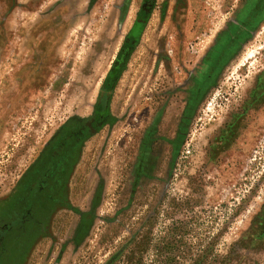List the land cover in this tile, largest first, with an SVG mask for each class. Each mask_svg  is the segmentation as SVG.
I'll return each mask as SVG.
<instances>
[{"label":"rangeland","instance_id":"1","mask_svg":"<svg viewBox=\"0 0 264 264\" xmlns=\"http://www.w3.org/2000/svg\"><path fill=\"white\" fill-rule=\"evenodd\" d=\"M261 1L0 0V264H264ZM104 102L17 226L42 150Z\"/></svg>","mask_w":264,"mask_h":264},{"label":"flooded vegetation","instance_id":"2","mask_svg":"<svg viewBox=\"0 0 264 264\" xmlns=\"http://www.w3.org/2000/svg\"><path fill=\"white\" fill-rule=\"evenodd\" d=\"M153 0H146L147 6L152 4ZM257 10L252 9L247 15L244 26H248L251 20L255 18ZM143 23V22H142ZM141 23V24H142ZM139 25V24H138ZM246 29L245 27H242ZM106 98V96H105ZM106 101V100H105ZM105 104L102 109L96 112L95 117L79 128L59 129L53 141L42 150L41 158L37 167L30 175L21 195L23 198L22 207L25 206L24 212L17 217L19 225H25L28 228L33 225L32 209L36 204L45 203L46 200L54 199V195L63 182V176L67 168L71 165L75 158L76 147L93 131L100 126L105 118ZM102 105V102L100 103ZM13 218V216H11Z\"/></svg>","mask_w":264,"mask_h":264},{"label":"trees","instance_id":"3","mask_svg":"<svg viewBox=\"0 0 264 264\" xmlns=\"http://www.w3.org/2000/svg\"><path fill=\"white\" fill-rule=\"evenodd\" d=\"M263 1L264 0H262L260 3L262 6L264 5ZM140 29L141 27L137 30V32L135 30V35L140 31ZM131 45L132 43L129 41L128 45L121 51L116 66L110 75L109 81L107 83V88L104 93L107 98H108V92L112 89V86L120 72V69L124 64L126 57L130 53ZM255 224H257L258 228H256L255 234L253 235L254 241L264 240V204L262 206L261 212L255 218Z\"/></svg>","mask_w":264,"mask_h":264},{"label":"water","instance_id":"4","mask_svg":"<svg viewBox=\"0 0 264 264\" xmlns=\"http://www.w3.org/2000/svg\"><path fill=\"white\" fill-rule=\"evenodd\" d=\"M141 23H142V21H140V23H139V25H138V27H137V29H136V32H137V30L140 28Z\"/></svg>","mask_w":264,"mask_h":264}]
</instances>
